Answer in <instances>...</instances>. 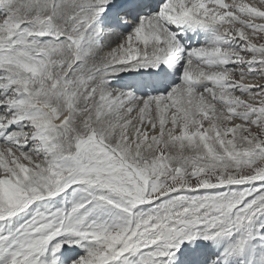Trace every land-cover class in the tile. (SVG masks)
<instances>
[{"label":"snow or ice","instance_id":"obj_1","mask_svg":"<svg viewBox=\"0 0 264 264\" xmlns=\"http://www.w3.org/2000/svg\"><path fill=\"white\" fill-rule=\"evenodd\" d=\"M0 264H264V0H0Z\"/></svg>","mask_w":264,"mask_h":264},{"label":"bare ground","instance_id":"obj_2","mask_svg":"<svg viewBox=\"0 0 264 264\" xmlns=\"http://www.w3.org/2000/svg\"><path fill=\"white\" fill-rule=\"evenodd\" d=\"M189 43L187 45L189 46H193V45H196L197 43H199V39L194 35V34H191L190 37H189ZM124 76V78H130L128 79L127 81H124V84L127 85V83H130V82H134L135 80L132 78V77H129V74H122ZM133 75V74H132ZM121 81V80H120ZM120 81H113V84L114 86L117 85V83H119ZM131 87H135V85L131 86Z\"/></svg>","mask_w":264,"mask_h":264}]
</instances>
